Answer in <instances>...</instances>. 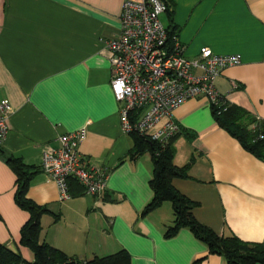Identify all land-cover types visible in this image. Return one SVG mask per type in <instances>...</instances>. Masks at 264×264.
I'll return each instance as SVG.
<instances>
[{
	"label": "crops",
	"instance_id": "crops-1",
	"mask_svg": "<svg viewBox=\"0 0 264 264\" xmlns=\"http://www.w3.org/2000/svg\"><path fill=\"white\" fill-rule=\"evenodd\" d=\"M123 1L0 0V100L12 107L1 147L36 170L27 196L49 210L40 218V241L67 255L86 260L125 249L129 264L200 258L199 264H227L187 227L164 235L174 220L169 201L140 215L153 194L152 163L149 153L129 156L133 141L121 129L104 46L119 34ZM165 1L164 25L171 18L184 55L195 57L203 47L240 55L215 86L229 103L264 120V0ZM173 118L179 127L173 163L186 165L187 177L172 184L197 202L196 220L218 235L264 244V160L216 123L205 97L186 100ZM80 129L78 151L106 172V190L89 195L73 184L70 197L60 200L56 183L40 169L42 151ZM14 182L0 157V242L32 260L18 243L29 214L14 202Z\"/></svg>",
	"mask_w": 264,
	"mask_h": 264
},
{
	"label": "built area",
	"instance_id": "built-area-1",
	"mask_svg": "<svg viewBox=\"0 0 264 264\" xmlns=\"http://www.w3.org/2000/svg\"><path fill=\"white\" fill-rule=\"evenodd\" d=\"M165 9L162 0H124L119 34L104 41L110 52V86L120 104L122 131H135L161 144L179 132L173 111L186 100L202 96L215 108L229 104L215 80L225 68L241 62L239 54L219 55L208 47L195 57L184 55L176 35L168 42L159 19ZM236 87L232 82L231 88ZM11 113L8 99L0 100V145ZM84 137V129L64 133L58 136L57 147L42 151L40 169L56 183L60 200L70 197V178L86 194L100 196L106 190V172L78 151V142Z\"/></svg>",
	"mask_w": 264,
	"mask_h": 264
},
{
	"label": "trees",
	"instance_id": "trees-1",
	"mask_svg": "<svg viewBox=\"0 0 264 264\" xmlns=\"http://www.w3.org/2000/svg\"><path fill=\"white\" fill-rule=\"evenodd\" d=\"M164 13H168L167 1ZM165 26L170 43L176 35L175 27ZM211 113L216 123L229 135L239 141L244 149L264 160V120L252 116L244 108L229 103L222 108L211 106ZM133 146L129 156L137 158L143 153H149L152 163V177L149 181L152 198L142 209L140 215L145 216L159 207L164 201L172 205L174 220L165 232V236H172L181 227L189 228L192 233L204 242L208 254L223 256L227 264H264V244L261 242L244 241L234 234L218 235L211 228L199 223L192 209L197 202L179 192L172 184L175 178L187 177V166H176L173 163L172 136L165 144L153 140L135 131L129 133ZM0 157L15 175L13 199L15 204L29 214V218L19 230V245L26 247L33 256L32 260L24 258L19 252H14L0 242V264H129L130 255L125 249L104 256H93L82 260L67 255L60 249L40 241V218L49 210L35 203L27 196L29 184L36 170L28 166L20 158L6 154L0 145ZM78 185L76 180L68 179V186ZM202 258L192 264H199Z\"/></svg>",
	"mask_w": 264,
	"mask_h": 264
},
{
	"label": "rangeland",
	"instance_id": "rangeland-1",
	"mask_svg": "<svg viewBox=\"0 0 264 264\" xmlns=\"http://www.w3.org/2000/svg\"><path fill=\"white\" fill-rule=\"evenodd\" d=\"M159 19H160V21H161L163 24H166V23H167L165 13L160 14V15H159ZM28 252H29V251H28ZM28 254H29L30 258H32L31 253L29 252Z\"/></svg>",
	"mask_w": 264,
	"mask_h": 264
}]
</instances>
